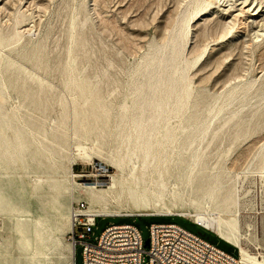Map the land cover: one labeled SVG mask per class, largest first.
I'll list each match as a JSON object with an SVG mask.
<instances>
[{
    "label": "rangeland",
    "instance_id": "374dc122",
    "mask_svg": "<svg viewBox=\"0 0 264 264\" xmlns=\"http://www.w3.org/2000/svg\"><path fill=\"white\" fill-rule=\"evenodd\" d=\"M218 4L0 0V264H71L59 248L70 244L72 205L100 209L82 184L104 188L108 177L97 174L140 172L142 150L131 134L137 106L150 139L166 126L178 127L180 139L190 132L192 172H217L232 188L235 203L222 216L232 218L252 264H264V24L255 36L259 23L228 22ZM172 48L164 71L187 98L171 115L170 101L154 113L142 101L149 67ZM108 207L118 210L115 201ZM155 222H174L240 256L187 214L98 216L88 241L122 223L146 241ZM74 263L83 264L80 244Z\"/></svg>",
    "mask_w": 264,
    "mask_h": 264
},
{
    "label": "bare ground",
    "instance_id": "6f19581e",
    "mask_svg": "<svg viewBox=\"0 0 264 264\" xmlns=\"http://www.w3.org/2000/svg\"><path fill=\"white\" fill-rule=\"evenodd\" d=\"M210 1L216 3V5L218 2L220 3L218 5L222 7L221 9H223V11L226 12L227 18L229 19L228 22L230 21V19L240 18L245 22L247 21L251 23H259L260 28L258 27L259 29L254 32V35H260L259 31L263 29L262 25L264 24V4H262L264 1ZM196 12L197 8L195 10V14ZM209 15L211 14L203 15L202 20L204 22L207 21ZM228 22L226 21L225 24H227ZM176 34L178 35V33ZM187 38L188 36L186 37V39ZM164 50L165 48L163 49V51ZM165 52L166 51H164V53ZM174 53L175 51L172 48L167 58H163L162 55L157 59V61L152 62L149 67V71L151 70L152 72L151 74H149L150 78L146 81V83H148L147 94L142 95V101L146 104L145 106L148 108V110H152L154 111V113L161 112L164 109L162 108V106L168 105L170 101L172 103V106L171 109H168L167 111L170 112L169 115H171L172 108L176 109V107L181 103V101L183 99L186 100L187 98L186 88H184V86L181 87V93L175 92L174 78L171 80L168 74H166L164 71L166 64H168L169 60L173 58ZM175 69L177 68L175 67L174 70ZM180 71L181 70H179V72ZM178 76L180 75L178 74ZM183 81L185 82V80ZM140 97L141 96H139V98ZM133 111H135V116L133 117L132 121L133 123L136 122V124L132 125L131 134H133L134 136L133 144L137 148L142 150L141 162L139 166L140 172H113L107 175L97 174V177H108L109 184L107 187L104 188H101L99 186L96 188H91L88 185L82 184V188L87 190L88 200L91 203L100 206V209H95L94 211L96 213L117 215L125 214L167 216L187 214L189 216H194V221L196 223H199L202 227H205L206 229L215 232L220 238L237 247L240 253L241 262L243 264H252V260L248 256L247 250L241 246L237 237L231 231L232 218L230 220H226L222 216L225 213H228L229 206L235 203L232 188L223 183V178L219 174H217V172H192V170H194V164L188 161V152H190L189 149L191 145L188 141L190 132H188L186 137L180 139L177 135L178 127L166 126L165 133H163L158 138L156 135L153 137V139H150L151 131L147 133L145 132V126L147 123H144L141 119L142 110L140 106H137V108L135 109L133 108ZM183 113L182 115H185ZM2 117L3 116L0 115V119H2V121L4 122L5 118ZM156 117L158 119V114ZM149 120L150 123L153 121V118H149ZM14 137L17 140L16 135H14ZM143 137L144 139H142ZM17 145H19V143L16 142V146ZM135 158H137V156ZM116 164L118 168L121 167L118 162ZM134 169L135 168H133L132 170ZM174 170L178 172H173ZM113 193H116V195H114ZM120 200L123 201V206H120ZM109 201H115L118 210H109ZM189 209H192V211H190ZM37 239H39V237H37ZM59 249L64 252L67 258L71 260V264H73L72 246L69 244V246L60 247Z\"/></svg>",
    "mask_w": 264,
    "mask_h": 264
},
{
    "label": "built area",
    "instance_id": "2783aa9c",
    "mask_svg": "<svg viewBox=\"0 0 264 264\" xmlns=\"http://www.w3.org/2000/svg\"><path fill=\"white\" fill-rule=\"evenodd\" d=\"M98 216L156 215L96 213L86 202H75L68 240L73 259L76 245H82L83 264H142L144 254L148 256L146 264H242L239 255L224 251L174 222L151 223L146 241L131 223L110 224L95 242H89Z\"/></svg>",
    "mask_w": 264,
    "mask_h": 264
},
{
    "label": "trees",
    "instance_id": "16d2710c",
    "mask_svg": "<svg viewBox=\"0 0 264 264\" xmlns=\"http://www.w3.org/2000/svg\"><path fill=\"white\" fill-rule=\"evenodd\" d=\"M188 221V220H187Z\"/></svg>",
    "mask_w": 264,
    "mask_h": 264
}]
</instances>
